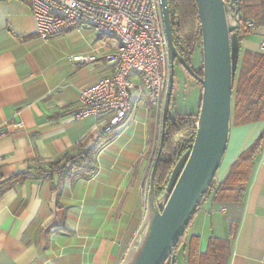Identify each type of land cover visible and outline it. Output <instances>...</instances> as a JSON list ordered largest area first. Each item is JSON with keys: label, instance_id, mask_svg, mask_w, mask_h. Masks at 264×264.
Segmentation results:
<instances>
[{"label": "crops", "instance_id": "1", "mask_svg": "<svg viewBox=\"0 0 264 264\" xmlns=\"http://www.w3.org/2000/svg\"><path fill=\"white\" fill-rule=\"evenodd\" d=\"M65 33L77 34L73 39H81L84 50L57 52L59 38L37 35L29 0H0V184L5 185L0 264H119L144 212L141 191L150 167L156 107L137 91L124 118L107 131L104 119L77 117L79 90L114 67L91 27L78 24ZM263 38L260 25L241 45L264 52ZM74 54L95 58L75 61ZM263 125V120L230 124L215 179L225 176ZM90 139L101 143L91 178L38 177V167ZM23 171L29 175L6 181ZM199 210L201 216L192 218L187 229L199 235V250L215 234L228 239L226 264H264V143L243 197L207 198Z\"/></svg>", "mask_w": 264, "mask_h": 264}, {"label": "water", "instance_id": "2", "mask_svg": "<svg viewBox=\"0 0 264 264\" xmlns=\"http://www.w3.org/2000/svg\"><path fill=\"white\" fill-rule=\"evenodd\" d=\"M200 22L201 75L180 55L173 43L168 0H160L168 43L169 74L162 107L160 135L148 177L144 212L119 264L175 263V247L201 202L222 161L228 142L232 86L240 52L236 32L240 0H195ZM201 85L193 141L177 159L159 195L154 190L156 163L163 146L174 63Z\"/></svg>", "mask_w": 264, "mask_h": 264}, {"label": "trees", "instance_id": "3", "mask_svg": "<svg viewBox=\"0 0 264 264\" xmlns=\"http://www.w3.org/2000/svg\"><path fill=\"white\" fill-rule=\"evenodd\" d=\"M168 4L173 43L180 55L192 65V55L196 52L198 43L201 51V31L196 1L168 0ZM237 23L235 30L240 42V52L232 86L231 124L233 125L256 120L264 121V52L241 45L242 39L251 30L250 23H254L255 26L264 25V0H240ZM201 63L200 60L199 65L192 66L194 71L200 75L202 73ZM194 81L200 88L195 95L197 99L195 111L175 110L177 113L172 112L173 95L171 94L164 126L163 146L156 163L153 181L156 195H159L166 185L171 169L179 156L193 141L202 90L200 83L196 79ZM91 140L79 143L73 153H65L48 162L46 166L38 167V177L50 179L56 175L57 177L91 178L97 171V151L101 147L100 141ZM263 143L264 125L256 137L237 154L225 176L221 180L214 177L202 195L201 201L203 198H210L212 201L241 199ZM28 172L18 173L6 181L12 182L16 178L23 179L29 175ZM4 186L0 184V193L4 190ZM187 229L175 247L174 264H176L179 250L183 253L182 257L186 264H226L229 254L227 238L210 234L205 248L199 250V235L197 233L187 234ZM169 261L170 259L167 258L163 264H169Z\"/></svg>", "mask_w": 264, "mask_h": 264}, {"label": "built area", "instance_id": "4", "mask_svg": "<svg viewBox=\"0 0 264 264\" xmlns=\"http://www.w3.org/2000/svg\"><path fill=\"white\" fill-rule=\"evenodd\" d=\"M29 4L39 37L57 36L78 24L87 25L101 38L105 57L113 63L110 75L79 90L77 117L104 119L107 131L124 118L137 91H144L156 109H162L169 60L160 0H29ZM94 58V54L72 56L81 62ZM2 125L0 133L4 131ZM154 141L158 145L157 137ZM150 171L149 167L141 191L143 203Z\"/></svg>", "mask_w": 264, "mask_h": 264}, {"label": "rangeland", "instance_id": "5", "mask_svg": "<svg viewBox=\"0 0 264 264\" xmlns=\"http://www.w3.org/2000/svg\"><path fill=\"white\" fill-rule=\"evenodd\" d=\"M256 27L257 26L251 27V30L249 32H247V34L250 32H255ZM252 35H255V33H253ZM75 36L73 34H70L67 36V33H65V32L60 34V35H57L56 37L53 36L54 38H59V40H57V42L55 43V45L57 47H59V49H60L57 52H60L62 49L64 50L65 48H66V50H68L67 52H71V53H79L81 50H84V48L81 45V42H82L81 39H78V40L73 39V37H75ZM242 47H245V46L243 45ZM196 48H197V50H195L196 52L192 55V59H191L192 65L191 66L199 65L200 60L202 58L199 43H198ZM74 55H79V54H74ZM80 55H83V54H80ZM174 71H175L174 72V82H173V89H172L173 90L172 91V95H173L172 112L191 111V110L195 111L197 99L193 95V93L194 92L196 94L198 93V91L200 89L199 85L196 84V82L194 81V78L191 75H189V73L181 65L179 66L178 63L174 65ZM161 115H162V109L157 110V113L155 115L156 116V119H155L156 120L155 138L157 137L158 140H159V135H160L159 125L161 122ZM155 138H154V140H155ZM156 149H157L156 141H153V145L151 148L152 154L150 157V164H149L150 168H151V165L153 163V158L155 156ZM221 167H222V162H221L219 168L217 169V171H219V169H221ZM205 199L206 198H203L201 203L198 205V207H197L198 210L196 211L197 213H194L196 216L194 215L192 217L193 219L191 218L192 220H194L195 217L197 218V217L201 216L199 209L203 205V202L205 201ZM193 222H195V220ZM180 254H181V250L178 251L176 264H186L184 262V260L181 258Z\"/></svg>", "mask_w": 264, "mask_h": 264}, {"label": "flooded vegetation", "instance_id": "6", "mask_svg": "<svg viewBox=\"0 0 264 264\" xmlns=\"http://www.w3.org/2000/svg\"><path fill=\"white\" fill-rule=\"evenodd\" d=\"M177 63H178V64H179V66H180V63H179L177 60H175V64H177Z\"/></svg>", "mask_w": 264, "mask_h": 264}]
</instances>
